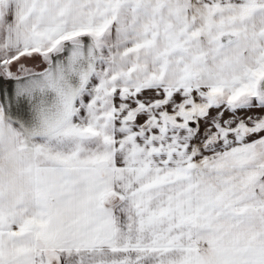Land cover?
<instances>
[{
    "label": "snow or ice",
    "instance_id": "snow-or-ice-1",
    "mask_svg": "<svg viewBox=\"0 0 264 264\" xmlns=\"http://www.w3.org/2000/svg\"><path fill=\"white\" fill-rule=\"evenodd\" d=\"M0 264H264V0H0Z\"/></svg>",
    "mask_w": 264,
    "mask_h": 264
}]
</instances>
